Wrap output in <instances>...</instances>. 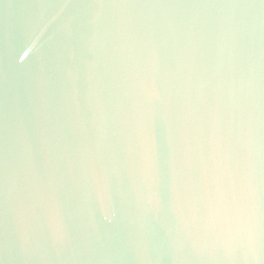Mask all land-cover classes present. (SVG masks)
Here are the masks:
<instances>
[{"label": "water", "instance_id": "water-1", "mask_svg": "<svg viewBox=\"0 0 264 264\" xmlns=\"http://www.w3.org/2000/svg\"><path fill=\"white\" fill-rule=\"evenodd\" d=\"M0 264H264V0H0Z\"/></svg>", "mask_w": 264, "mask_h": 264}]
</instances>
